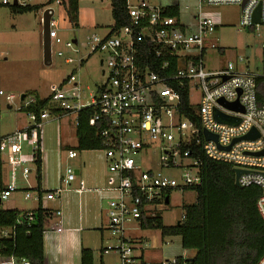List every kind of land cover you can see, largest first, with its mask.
Returning a JSON list of instances; mask_svg holds the SVG:
<instances>
[{
	"label": "built area",
	"instance_id": "obj_1",
	"mask_svg": "<svg viewBox=\"0 0 264 264\" xmlns=\"http://www.w3.org/2000/svg\"><path fill=\"white\" fill-rule=\"evenodd\" d=\"M32 1L0 0V6L25 8L33 6ZM51 1L57 5L64 2L49 0L48 3ZM172 1L126 0L131 25L115 32L110 29L104 36L93 34L83 43L78 39L64 41L59 23L54 19L55 11L50 7L42 9V14L46 10L54 12L50 26L52 56L57 55L66 64L80 67L88 57L100 53L105 57L101 64L106 66L102 74H107V79L92 103L82 106L78 101L80 89L75 84L74 71L62 85L51 88L47 107L39 115L29 113L27 128L0 139V160L9 170L6 187L0 192L2 204L19 191V178L30 185L32 170L29 165L38 169V160L45 151L41 133L44 122L53 115L60 118L95 108L90 125L108 124L101 136L109 177L106 186L96 188H89L80 180L76 192L111 195L106 212L107 229L118 245L108 246L102 253L118 257L115 264H181L178 258L151 262L144 252L150 242L132 236L129 229H144V224L157 216L158 206L170 204L166 203L168 192L187 191L201 185V163L193 157L197 148L213 160L244 171L239 178L243 188L257 186L263 191L257 208L264 219V71L258 68L252 71L247 56H239L219 70L208 67L211 56L221 58L224 55L213 39L221 25L220 17L209 8L237 5L243 13L240 30L257 31L264 25V0H199V13L193 25L181 24L180 17L165 14L176 6ZM258 11L260 23H255ZM262 48L264 50V44ZM66 51L71 54L67 55ZM66 84L75 85L71 90L72 98L63 91ZM187 90L189 98L193 92L200 95L198 104L190 100V105L198 109L200 126L182 113V92ZM0 95L4 92L0 91ZM14 99L13 95L7 97L11 102ZM34 104V96L26 99L27 108ZM233 104H238L239 109L231 108ZM216 113L238 123H221ZM205 132L216 136L217 141L207 140ZM251 133L258 137L246 138ZM153 146L158 147L160 171L144 170L135 160V156L142 157ZM68 156L74 159L78 153L70 151ZM164 170H177L182 174L173 177ZM36 179L38 181L37 176ZM77 179L76 170L67 166L61 188L46 191L45 198L42 189H37V194L26 189L24 200H34L38 204L45 200L55 201L70 191ZM52 215L45 234H63L66 230L58 223L64 218L62 210H54ZM27 219L33 222L35 214L28 212ZM12 236L14 230H0L1 238ZM0 264L33 263L9 257L0 258ZM258 264H264V256Z\"/></svg>",
	"mask_w": 264,
	"mask_h": 264
},
{
	"label": "rangeland",
	"instance_id": "obj_2",
	"mask_svg": "<svg viewBox=\"0 0 264 264\" xmlns=\"http://www.w3.org/2000/svg\"><path fill=\"white\" fill-rule=\"evenodd\" d=\"M48 1L33 0L32 5L40 6L42 9L50 7L55 11L54 19L59 23L60 35L64 41L78 39L83 43L93 34L104 36L114 25L112 6L109 0H79L77 27L70 22L68 9L65 5H57L54 1L48 3ZM172 3L180 7L181 24L193 25L196 23L195 17L199 13L197 8L199 0H173ZM41 10L22 14L9 6H0V91L4 92V95H0V139L30 125L29 113L26 111L28 97L38 95L42 99H48L51 88L62 85L74 71H76L77 78L75 84L80 89L78 101L82 106L92 103L94 96L107 79V74H102L106 66L103 67L101 64V60L105 57L100 53L88 57L80 67L66 64L64 59L57 55L52 56L51 66H45ZM209 11L220 17L221 25L214 33L213 39L217 46L224 51L221 58L211 56L208 61L209 69L219 70L227 66L229 62L236 61L239 56H247L252 71H256L257 68L264 71V50L262 48L264 25L260 26L257 31L252 29L241 31L243 13L237 5H221L209 8ZM65 53L71 54L69 51ZM74 87V84H66L63 86V91L72 98L71 90ZM10 95L15 97L12 102L7 100ZM23 95L27 97L24 101H22ZM190 100L193 104H198L200 95L193 92ZM41 133L45 149L42 155L44 160L41 171V189L44 191L45 198L46 191H55L61 188V173H64V169L68 165L76 168L82 156H88L92 163L95 153L76 150L79 155L78 160L70 161L68 159V148L64 144L73 145L77 140L75 113L63 115L60 118H55L53 115L49 121L44 122ZM135 160L144 170L160 171L157 146H153L151 151L140 158L135 156ZM29 167L32 170L29 176L30 185L19 178L17 183L20 190L7 201L2 202L1 210H19L24 213L38 207V202L24 200V189H30L29 191L33 194L39 192L36 179L37 167L33 164H30ZM8 171V167H5L4 182L9 179ZM84 171L83 168L82 178H84ZM164 173L173 177L182 174L177 170H164ZM71 188L54 202L46 200L45 202H48L54 210H62L63 215H65V211L72 214L75 204L80 226V200L72 192L74 186ZM197 198V192L194 190H176L171 194L170 204L158 206L156 211L166 226H175L181 222L185 208L196 204ZM60 203L65 206L56 208ZM54 221L55 218L52 222ZM58 223L62 224L64 228L67 227L64 224V218ZM83 225L79 228L81 231L66 234L72 237V243L65 239L61 240V236L53 232L45 234V258L48 260V264H80L79 249L83 247L81 241L86 246H93L94 264H114L118 261V257L115 255H104L101 250V248L118 245V241L111 235V232L99 225V230H94L95 233L86 235V232L93 231L86 223ZM129 232L132 233V236L149 239L150 246L146 250L148 258L154 256L170 259L176 255L187 258L185 252L187 250L183 249L181 238L178 236L164 238L161 230L157 229L134 230L130 228ZM102 233H104L103 240L101 239ZM176 252H180V254H176Z\"/></svg>",
	"mask_w": 264,
	"mask_h": 264
},
{
	"label": "trees",
	"instance_id": "obj_3",
	"mask_svg": "<svg viewBox=\"0 0 264 264\" xmlns=\"http://www.w3.org/2000/svg\"><path fill=\"white\" fill-rule=\"evenodd\" d=\"M109 1L114 19V25L110 29L115 32L130 26L132 21L128 15L126 0ZM63 5L68 9L70 22L77 27L79 0H64ZM10 8L22 14L42 9L40 6ZM165 14L168 17H180L179 5L169 8ZM34 97L36 104L26 111L39 115L47 107L48 99H42L38 95ZM197 110V107L190 105L188 90L182 92V113L200 126ZM95 114V108L89 107L77 115L76 149L80 152L100 151L104 148L101 132L108 124L100 122L91 126L90 121ZM193 157L198 158L201 163L202 182L187 191L197 192V203L185 208L184 219L175 226H166L157 214L144 224V229L161 230L164 238L180 237L183 249L196 253L192 261L179 257L181 264H258L264 256V219L257 208L263 191L257 186L238 188L231 164L213 160L198 148L194 150ZM41 171L42 157L38 160L39 184L42 179ZM4 172L5 165L0 160V192L6 187ZM171 194L172 192H168L169 203ZM53 211L45 208L43 203L24 213L0 209V230H14L12 238L0 237V258L17 257L33 264H46L44 238ZM28 212L35 214L33 222L28 221ZM81 264H94V254L90 249H82Z\"/></svg>",
	"mask_w": 264,
	"mask_h": 264
},
{
	"label": "crops",
	"instance_id": "obj_4",
	"mask_svg": "<svg viewBox=\"0 0 264 264\" xmlns=\"http://www.w3.org/2000/svg\"><path fill=\"white\" fill-rule=\"evenodd\" d=\"M76 121H77V115H76ZM76 131H77V126H76ZM76 138H77V134H76ZM64 145L67 146L68 155H69L70 151H76L77 150L76 148L78 146V138L73 145H68V144H64ZM91 152L95 153L94 154V160L92 163H90L88 156H82V159L79 161V165L76 168L72 166L76 170V172L80 173L78 175L77 181L72 184V186H74L72 192L75 195H77L79 200H80V206H79L80 207V216H79V218H80L81 225L80 226L78 225V219H77V214H76V210H75L76 206L74 204V211L72 214H69L67 211H65V213H64L65 214L64 215V224L67 227L65 228L66 231L63 234H60L61 240L65 239L66 241H71V243H72V237L69 235H66V234L79 231L80 230L79 228H81V226H84L83 224H85V223L89 226L90 230L93 231V232H86V235L87 234L89 235L91 233H95L94 230L95 231L99 230L98 229L99 225L104 226L105 227V228L103 227L104 229L108 228V219L106 217V212L108 209V203H109L111 195L109 193H98L95 191H89V192L87 191V192H84L83 194H79L78 192H76V189L79 188L78 182L80 180H84L87 183L89 188L104 187L107 184L109 172L107 170V160L105 158V155L102 151H91ZM78 158H79V155L74 159H70L68 156V159L70 161L78 160ZM43 160H44V157L42 158V165H43ZM68 166H71V165H68ZM66 168L64 169V173H61V177H60L61 186H62V179L66 175ZM83 168L85 169L84 178H82ZM7 182H8V180H7ZM7 182H5V183H7ZM41 183L40 184L38 183V187H40V188H41ZM19 190H20V188H19ZM24 190H26V189H24ZM49 202H54V201H49ZM43 205L45 208L54 210V208L48 202L44 201ZM63 206H65V204L63 205L62 203H60L56 208L63 207ZM29 211H32V210H29ZM83 230L85 232V229H83ZM101 231H103V229H101ZM80 233H82V232H80ZM103 234L104 233H102V238H101L102 240H103ZM143 239L145 241H149V239H147V238H143ZM81 242H82V246H83L82 249H90L94 254V251H93L94 249H93L92 245L86 246L83 241H81ZM82 249H79L80 264H81V251H82ZM101 250H102V248H101ZM146 250L144 251L145 254H146ZM185 252L187 253V258H185V259L191 260L196 255V253L194 251H191V252L185 251ZM176 254H180V252H176ZM179 257H182V256L176 255L173 258H179ZM148 259L151 260V262H158L161 258H157V257L152 256ZM46 262H48V260H46Z\"/></svg>",
	"mask_w": 264,
	"mask_h": 264
},
{
	"label": "water",
	"instance_id": "obj_5",
	"mask_svg": "<svg viewBox=\"0 0 264 264\" xmlns=\"http://www.w3.org/2000/svg\"><path fill=\"white\" fill-rule=\"evenodd\" d=\"M53 10H46L43 15H42V27H43V54H44V64L45 66H51L52 65V51H51V39H50V26H51V20L53 17ZM255 23H260L259 20V11L255 15ZM26 98L25 95L22 96V101H24ZM231 108L233 109H239L238 104H233L230 105ZM11 108V107H10ZM216 119L221 122V123H226L230 125H234L238 123L237 120L233 118H229L223 115H220L219 113H216ZM205 136L207 140H215L217 141V137L213 136L207 132H205ZM258 137L256 133H251L249 134L246 138L254 139ZM77 175H79V172H76ZM235 173V184L238 188H243L241 184L239 183V178L240 176L244 173V171L239 170V169H234ZM166 203H169V198L167 199ZM191 259L190 261H192Z\"/></svg>",
	"mask_w": 264,
	"mask_h": 264
}]
</instances>
